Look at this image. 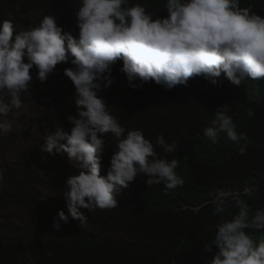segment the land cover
I'll use <instances>...</instances> for the list:
<instances>
[{"label": "clouds", "instance_id": "9594fccd", "mask_svg": "<svg viewBox=\"0 0 264 264\" xmlns=\"http://www.w3.org/2000/svg\"><path fill=\"white\" fill-rule=\"evenodd\" d=\"M77 2L78 32L58 26L55 15H44L28 30H17L10 20L0 22V134L12 132L16 121L9 114L23 107L22 97L31 95L34 78L48 83L58 64L72 65L63 71L74 86L70 133L57 123L42 148L49 154L66 153L68 160L58 154L67 166L65 201L58 202H66L68 214L56 213L52 227L57 231L69 217L85 225L81 208H116V196L140 174L148 186L163 183L171 190L185 183L176 171L180 161L156 151L175 153L176 143L166 142L162 134L153 142L137 127L125 129L100 95L113 83L117 61L131 89L154 82L174 92L201 81L220 94L228 86L245 99L248 83L264 85V0L255 11L241 7V0H165L166 18L130 0ZM237 115L225 103L202 131L213 144L226 134L238 154L245 155L247 137L237 130ZM13 165L0 169V186ZM260 188L245 183L240 190L217 189L212 199L198 205H211L219 217L213 238L202 249H216L207 264H264V205L252 203Z\"/></svg>", "mask_w": 264, "mask_h": 264}, {"label": "trees", "instance_id": "16d2710c", "mask_svg": "<svg viewBox=\"0 0 264 264\" xmlns=\"http://www.w3.org/2000/svg\"><path fill=\"white\" fill-rule=\"evenodd\" d=\"M130 2L141 3L157 16H167L165 0ZM261 3L241 0V7L251 6L255 11ZM78 7L77 0H0V22L10 20L17 30H28L44 15H55L58 26L78 32L74 14ZM69 67L70 63H60L48 76L42 111L31 121L41 134L57 123L70 133L68 118L75 116L76 110L72 102L74 86L63 75ZM121 67L118 61L112 66L113 83L100 95L125 129L137 127L153 142L162 134L166 142L176 143L175 153H164L160 148L156 151L161 157L180 161L176 171L184 185L171 190L163 183L148 186L147 177L140 174L116 196V208L91 212L81 208L88 221L85 225L69 217V223H62L57 231L42 223L41 217L49 209L55 215L58 211L67 215L66 202L38 190L39 179L29 166L34 170L43 154L30 151L4 173L0 209L23 208L35 218L33 230L23 234L0 230V264H22L25 256L31 264H207L216 249L212 253L202 249L213 238V225L219 217L213 214L211 205H198L212 199L217 189L240 190L245 183L261 186L258 199L252 203L254 207L264 205V85L248 83L245 99L228 86L220 94L216 86L201 81L174 92L154 82L131 89L119 71ZM225 103L230 112L238 114L234 117L237 130L247 137L245 155L238 154L224 133L215 144L203 135L202 129ZM249 111L254 112L253 117L247 115ZM58 154L68 161L66 153ZM105 167L103 173L108 171V160ZM83 227L116 237L99 236Z\"/></svg>", "mask_w": 264, "mask_h": 264}, {"label": "rangeland", "instance_id": "374dc122", "mask_svg": "<svg viewBox=\"0 0 264 264\" xmlns=\"http://www.w3.org/2000/svg\"><path fill=\"white\" fill-rule=\"evenodd\" d=\"M31 83L34 85L31 89V95L28 94L22 97L23 107L19 110H13L9 114L8 118L16 121L13 125L12 132L0 134V169L5 170L14 163L23 160L24 154L28 155L30 151H39L43 155L39 156L38 166L34 167V170L29 166V169L38 175V190L47 197H52L57 201H65L62 192L67 190L63 181L67 173V168H64L63 161L58 159L55 150L53 154L42 151L45 145L44 137L49 130L45 129V133L41 134L39 133V129L31 122L42 111L43 107L41 102L45 94H47V80L41 83L34 78ZM44 88L45 92L43 90ZM43 214V217H41L42 223L52 225L55 211L49 209ZM33 219L35 218L28 216L23 208L9 207L0 209V230H6L7 233L9 231H18L21 234L28 233L33 230ZM83 228L87 229V232L92 231L99 236L116 237L113 234L107 235L104 232L90 227ZM22 264H31V261L25 256Z\"/></svg>", "mask_w": 264, "mask_h": 264}]
</instances>
